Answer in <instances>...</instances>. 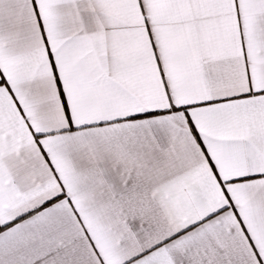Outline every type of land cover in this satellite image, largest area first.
Instances as JSON below:
<instances>
[{
	"label": "snow or ice",
	"instance_id": "snow-or-ice-1",
	"mask_svg": "<svg viewBox=\"0 0 264 264\" xmlns=\"http://www.w3.org/2000/svg\"><path fill=\"white\" fill-rule=\"evenodd\" d=\"M0 264H264V0H0Z\"/></svg>",
	"mask_w": 264,
	"mask_h": 264
}]
</instances>
